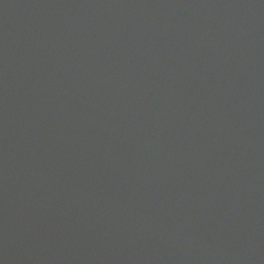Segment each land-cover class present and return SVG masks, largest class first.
I'll list each match as a JSON object with an SVG mask.
<instances>
[{"label":"water","instance_id":"95a60500","mask_svg":"<svg viewBox=\"0 0 264 264\" xmlns=\"http://www.w3.org/2000/svg\"><path fill=\"white\" fill-rule=\"evenodd\" d=\"M0 264H264V0H0Z\"/></svg>","mask_w":264,"mask_h":264}]
</instances>
